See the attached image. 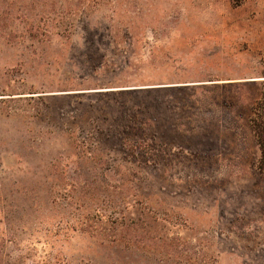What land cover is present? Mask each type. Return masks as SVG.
<instances>
[{
  "label": "rangeland",
  "instance_id": "rangeland-1",
  "mask_svg": "<svg viewBox=\"0 0 264 264\" xmlns=\"http://www.w3.org/2000/svg\"><path fill=\"white\" fill-rule=\"evenodd\" d=\"M263 71L264 0H0V264H264Z\"/></svg>",
  "mask_w": 264,
  "mask_h": 264
},
{
  "label": "trees",
  "instance_id": "trees-1",
  "mask_svg": "<svg viewBox=\"0 0 264 264\" xmlns=\"http://www.w3.org/2000/svg\"><path fill=\"white\" fill-rule=\"evenodd\" d=\"M259 78L262 79L259 81L261 82L260 96L251 107L248 123L259 152L256 170L264 175V71Z\"/></svg>",
  "mask_w": 264,
  "mask_h": 264
}]
</instances>
